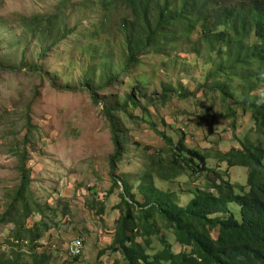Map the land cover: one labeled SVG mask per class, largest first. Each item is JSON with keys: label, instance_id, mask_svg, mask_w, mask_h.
I'll return each instance as SVG.
<instances>
[{"label": "trees", "instance_id": "trees-1", "mask_svg": "<svg viewBox=\"0 0 264 264\" xmlns=\"http://www.w3.org/2000/svg\"><path fill=\"white\" fill-rule=\"evenodd\" d=\"M70 1L59 0V12L24 18L21 24L33 38L44 37L39 56L42 64L59 44L80 39L76 52L90 65L82 84L96 105L104 103L114 146L109 159L112 187L107 197L117 188L123 193L115 207L122 216L114 240L99 258L110 252L121 253L126 264H264V0H85L87 7L78 12L88 17V27L82 31L68 23ZM119 11L123 16L117 18ZM114 30L119 36H113ZM116 46L122 52L120 61ZM187 54L202 61L207 69L194 95L170 81L163 84L160 95L149 96L144 89L148 82L140 81V86L124 98L107 96L108 90L126 87L129 79L134 81L146 58H163L165 69L166 65L179 67L178 60ZM98 75L102 81L99 85ZM200 93L213 105L219 98L222 115L232 121L233 131L240 111L251 114L254 127L244 139L235 136L239 147L218 151L215 159L219 165L213 167L208 162L211 157L189 148L184 135L175 143L151 123L168 148L150 156L149 170L137 188L143 199L139 202L132 186L118 176L126 143L121 115L129 117L130 109L139 110L143 105L144 121L152 118L150 109L158 104L165 106L175 97L186 99ZM24 168L23 161L17 195L0 218V225L9 223L11 212L22 204L21 219L14 221L16 227L11 233L15 243H8L18 251L0 249V264H51L53 255L50 251L39 254L37 243L42 230L52 227L44 220L31 227L28 224L33 214L25 193L31 179ZM234 168L248 169L246 185L231 183L229 170ZM182 177L205 179L204 189L189 192L187 204L175 191L156 184L174 183ZM96 200L99 203V197ZM34 205L36 212L43 214L42 207ZM104 213L105 209H100V214ZM169 234L176 237L180 252L175 251ZM154 237L161 250L151 254L155 251ZM25 246L29 247L31 262L26 259Z\"/></svg>", "mask_w": 264, "mask_h": 264}, {"label": "rangeland", "instance_id": "rangeland-1", "mask_svg": "<svg viewBox=\"0 0 264 264\" xmlns=\"http://www.w3.org/2000/svg\"><path fill=\"white\" fill-rule=\"evenodd\" d=\"M84 7H87L85 0H71L68 4V14L72 12L68 23L77 26L78 31L88 27V17L78 14L84 12ZM56 12H59V0H0V218L17 195L24 161V171L31 179L25 193L33 214L28 224L31 227L44 220L52 227L49 231L42 230L38 253L50 251L51 264H126L121 253L107 252L99 258L114 240L117 222L122 216V211L115 207L121 201L123 189L117 188L107 197L112 187L109 159L114 146L104 103L96 105L82 84L90 65L76 52L81 41L68 39L59 44L42 64L39 56L44 37L33 38L21 24L24 18ZM119 13H115L117 18L123 16L122 11ZM114 35L119 36L116 30ZM250 41L253 43L254 39ZM186 51L190 52V46ZM115 54L120 61L122 52L117 46ZM180 58L179 67L166 65L165 69L163 58H146L134 81L129 79L126 87L108 90L107 96L124 98L140 86V81L148 82L144 89L149 96L160 95L163 84L170 81L194 95L204 82L207 69L191 54ZM35 65L39 69L35 70ZM96 83H102L100 75ZM142 109H130L129 117L121 115L126 143L118 169V176L132 186L139 202L143 199L137 188L142 175L149 170L150 156L168 148L151 123L173 137L175 143L184 135L189 148L211 157L208 162L213 167L219 165L215 159L218 151L228 152L239 147L235 136L244 139L254 127L251 114L240 111L237 129L233 131L232 121L222 115L224 110L219 98L213 105L203 93L186 99L175 97L165 106L158 104L157 108L150 109L152 118L144 121ZM221 166L227 170V166ZM247 177L248 169L229 170L234 185H246ZM156 184L163 190L175 191L181 202L187 204L189 192L194 188L204 189L205 179L182 177L174 183L156 181ZM34 202L42 207L43 214L36 212ZM102 208L106 213L101 215ZM22 211L19 203L7 219L10 222L0 225V247L10 251L8 243L13 241L14 221L21 219ZM73 238H82L85 242L84 254L78 259H70L66 253ZM169 241L175 251H181L174 235L169 234ZM154 243L155 251L151 250V254L161 250L156 237ZM28 248L25 246L24 250L31 262Z\"/></svg>", "mask_w": 264, "mask_h": 264}, {"label": "clouds", "instance_id": "clouds-1", "mask_svg": "<svg viewBox=\"0 0 264 264\" xmlns=\"http://www.w3.org/2000/svg\"><path fill=\"white\" fill-rule=\"evenodd\" d=\"M75 240H81L82 243H83V249H82V251L80 252L79 255H73V254L71 253V250H70V246H71L72 242L75 241ZM12 242L15 243L14 240H13ZM27 244H28V243H26V245H27ZM8 245H9V244H8ZM9 246H10V245H9ZM15 248H17V249H15ZM0 249H5V250L9 251L8 249H6V248H4V247H0ZM11 250L18 251V247H11V248H10V251H11ZM84 251H85V242H84V240H83L82 238H73V239L70 240V242H69L68 245H67V252H66V253H67V256H68L70 259H78V258H80V257L83 256ZM28 255H30V254L28 253Z\"/></svg>", "mask_w": 264, "mask_h": 264}, {"label": "built area", "instance_id": "built-area-1", "mask_svg": "<svg viewBox=\"0 0 264 264\" xmlns=\"http://www.w3.org/2000/svg\"><path fill=\"white\" fill-rule=\"evenodd\" d=\"M73 243H74V255H78L81 244L79 243L78 240L73 241Z\"/></svg>", "mask_w": 264, "mask_h": 264}, {"label": "bare ground", "instance_id": "bare-ground-1", "mask_svg": "<svg viewBox=\"0 0 264 264\" xmlns=\"http://www.w3.org/2000/svg\"><path fill=\"white\" fill-rule=\"evenodd\" d=\"M79 243L81 244L80 248H79V252H78V255L80 254V252L82 251L83 249V243L81 240H78ZM70 250H71V253L74 255V243L72 242L71 246H70Z\"/></svg>", "mask_w": 264, "mask_h": 264}]
</instances>
